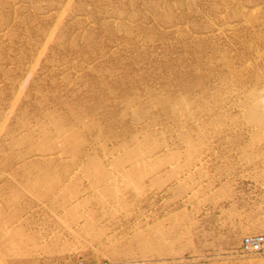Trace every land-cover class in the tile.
Listing matches in <instances>:
<instances>
[{"label":"rangeland","instance_id":"obj_1","mask_svg":"<svg viewBox=\"0 0 264 264\" xmlns=\"http://www.w3.org/2000/svg\"><path fill=\"white\" fill-rule=\"evenodd\" d=\"M264 0H0V264H264Z\"/></svg>","mask_w":264,"mask_h":264},{"label":"built area","instance_id":"obj_2","mask_svg":"<svg viewBox=\"0 0 264 264\" xmlns=\"http://www.w3.org/2000/svg\"><path fill=\"white\" fill-rule=\"evenodd\" d=\"M240 249L245 256H264V234L244 238Z\"/></svg>","mask_w":264,"mask_h":264}]
</instances>
